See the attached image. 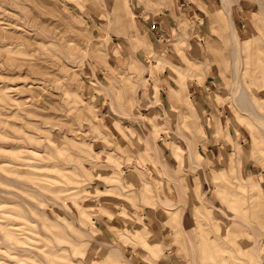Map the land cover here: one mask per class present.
Instances as JSON below:
<instances>
[{"label": "rangeland", "instance_id": "1", "mask_svg": "<svg viewBox=\"0 0 264 264\" xmlns=\"http://www.w3.org/2000/svg\"><path fill=\"white\" fill-rule=\"evenodd\" d=\"M226 3L0 0V264H264V0Z\"/></svg>", "mask_w": 264, "mask_h": 264}, {"label": "bare ground", "instance_id": "2", "mask_svg": "<svg viewBox=\"0 0 264 264\" xmlns=\"http://www.w3.org/2000/svg\"><path fill=\"white\" fill-rule=\"evenodd\" d=\"M226 1H227V0H226ZM226 1L224 0V3H225L224 5L229 6V5L227 4L228 2L226 3ZM227 8H228V7H227ZM232 23L234 24V21H233V20H232ZM237 28H238V27H237ZM235 39H236V38H235ZM239 68H240V65H239ZM239 68H238V69H239ZM238 69H237V70H238ZM239 70H240V69H239ZM239 70H238V71H239ZM237 85L240 86V85H239V80L237 81ZM258 121H260V122L262 123L261 125L264 127V119H263V118H259Z\"/></svg>", "mask_w": 264, "mask_h": 264}, {"label": "built area", "instance_id": "3", "mask_svg": "<svg viewBox=\"0 0 264 264\" xmlns=\"http://www.w3.org/2000/svg\"><path fill=\"white\" fill-rule=\"evenodd\" d=\"M156 25H158V29H159L160 32H161V37L164 36V35H166V34H167L168 37H171L170 34H168L167 32H165V30L163 29L162 25H160V24H158V23H156Z\"/></svg>", "mask_w": 264, "mask_h": 264}, {"label": "crops", "instance_id": "4", "mask_svg": "<svg viewBox=\"0 0 264 264\" xmlns=\"http://www.w3.org/2000/svg\"><path fill=\"white\" fill-rule=\"evenodd\" d=\"M154 20L152 21L153 23H152V25L153 26H156V23H159V22H157V21H155V18H153ZM162 25V24H161ZM155 27H152V29H154Z\"/></svg>", "mask_w": 264, "mask_h": 264}]
</instances>
